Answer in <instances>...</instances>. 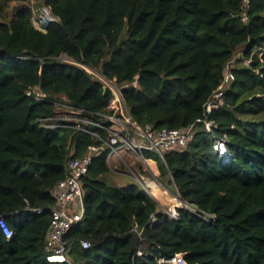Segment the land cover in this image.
Returning a JSON list of instances; mask_svg holds the SVG:
<instances>
[{
  "label": "trees",
  "instance_id": "trees-1",
  "mask_svg": "<svg viewBox=\"0 0 264 264\" xmlns=\"http://www.w3.org/2000/svg\"><path fill=\"white\" fill-rule=\"evenodd\" d=\"M30 1L0 0V217L13 232L0 231V264H47L52 191L68 160L101 145L61 106L102 121L112 94L93 72L115 81L138 125L197 128L165 165L144 155L186 204L174 219L139 185L113 183L105 154L93 157L81 178L83 218L66 236L71 263L161 264L181 254L187 264H264V55L255 54L264 0H248L246 22L243 0H37L56 19L45 33L30 23ZM231 62L234 81L208 115L214 138L225 140L223 159L197 120Z\"/></svg>",
  "mask_w": 264,
  "mask_h": 264
},
{
  "label": "built area",
  "instance_id": "built-area-1",
  "mask_svg": "<svg viewBox=\"0 0 264 264\" xmlns=\"http://www.w3.org/2000/svg\"><path fill=\"white\" fill-rule=\"evenodd\" d=\"M30 5L32 11V17L30 19L31 25L37 31L45 33L48 24L56 21V19L51 15L48 8L37 5L34 0L30 1ZM247 5L248 0H243L241 22H246L248 20L246 13ZM255 54L258 58H261L264 55V43L257 51H255ZM240 55L241 53H238L237 56ZM69 62L72 63L71 60ZM248 63L249 61L244 62L245 65H248ZM231 65L232 62L226 65L221 83L213 92L212 97L205 103L203 119L197 120V123L202 124L203 131L211 135V138L214 140L213 149L223 159L228 158L225 148V140L223 138H214L213 129L215 128V125L208 119V115L222 106L223 93L234 81V76L231 72ZM93 74L95 73L93 72ZM96 76L104 84V88L109 89L112 94V98L106 109L108 113L100 116L102 121L90 122L84 120L82 119L84 111L81 108H74L69 103L61 104V106L66 109L65 111H69L74 115L73 120H75V126L73 128L88 133L92 138L99 141L101 145L90 146L87 154L82 158L68 160L66 164L65 178L59 181L52 191L55 204L50 209V222L46 231L43 246V258L47 264H72L68 256L69 248L66 242V236L70 229L83 218L84 207L81 178L87 173L88 166L93 157L99 154H105L108 165L110 161L119 158L126 153H130L138 158L142 162L144 170L149 174L147 172L144 173L148 176L150 175V178H144L142 175L138 177L129 169L130 174L138 181L139 186L147 193V195L157 203L156 199L158 198L151 195L152 187H150L147 182L156 185L157 189L160 191L167 193V190L159 181L157 177L158 175L152 169V165H156V161L145 159V153L157 156L161 163L165 165V154L174 149H183L187 147V145L193 140L196 132L197 127L195 124L181 130H156L151 126L142 127L138 125L132 120V117L122 99L120 88L116 85L115 81H108L99 74ZM30 94L31 92L26 93L27 96H30ZM33 95L37 100L46 97L37 87L33 89ZM46 123H48V121H42L41 126L45 128H57V125L55 124L48 125ZM84 125H92L94 128L106 131L105 139L102 140L96 132L86 129ZM168 177L171 181L169 175ZM175 198L177 199L179 197L175 194ZM180 205L183 207L186 204L182 205L180 203ZM181 207H176V209ZM32 212L41 214L42 210L32 209ZM163 213L171 219H174L177 216L175 211H171V213ZM155 223L156 218L153 217L151 219V225L153 226ZM0 231L6 239H11L13 236L12 230L2 217H0ZM89 245L90 244L87 241L80 242L82 249H88ZM138 255H140V253H138ZM159 262L161 264H187L181 254L175 255L169 259L161 258Z\"/></svg>",
  "mask_w": 264,
  "mask_h": 264
},
{
  "label": "rangeland",
  "instance_id": "rangeland-1",
  "mask_svg": "<svg viewBox=\"0 0 264 264\" xmlns=\"http://www.w3.org/2000/svg\"><path fill=\"white\" fill-rule=\"evenodd\" d=\"M35 2L37 3L38 1L36 0ZM15 5L16 4L12 3L10 5V7L13 8ZM11 8L9 11L10 14H11ZM8 20H11V18L9 17ZM60 59L62 61H65V62L70 61L65 56H61ZM94 75L96 76L97 73H95ZM64 112H65L64 114L69 113L68 114L69 116H66L65 120L73 121L74 115H72V113L69 111L64 110ZM109 168L111 170L109 175H110L112 182L117 184V185H120V186H127L128 184L139 185L138 181L130 174L129 169L132 170V172H134V174L138 177L140 175H142L144 178H150L149 177L150 175L148 176L144 173L147 171L144 170L142 162L130 153L123 154L121 157L110 161L109 162ZM152 169L158 175L157 177L159 179V170H158L157 163H156V165H152ZM162 182L161 183L163 184V186L167 190L168 197L171 198V201H162L161 199H156V201L158 203V210L162 213L163 212L171 213V211H175V213H176V207H181V205L177 201V199L175 198L174 187L167 180H164Z\"/></svg>",
  "mask_w": 264,
  "mask_h": 264
},
{
  "label": "bare ground",
  "instance_id": "bare-ground-1",
  "mask_svg": "<svg viewBox=\"0 0 264 264\" xmlns=\"http://www.w3.org/2000/svg\"><path fill=\"white\" fill-rule=\"evenodd\" d=\"M150 165H152V164H150ZM147 183H148V185L150 187H152L151 188V195L152 196L157 197L158 199H161L162 201H171V198L168 197V194L167 193H165V192L160 191L159 189H157V186L154 185L153 183H149V182H147Z\"/></svg>",
  "mask_w": 264,
  "mask_h": 264
},
{
  "label": "water",
  "instance_id": "water-1",
  "mask_svg": "<svg viewBox=\"0 0 264 264\" xmlns=\"http://www.w3.org/2000/svg\"><path fill=\"white\" fill-rule=\"evenodd\" d=\"M177 199L182 205H185V203H183L179 198H177Z\"/></svg>",
  "mask_w": 264,
  "mask_h": 264
}]
</instances>
